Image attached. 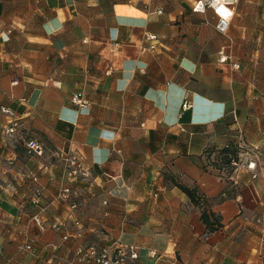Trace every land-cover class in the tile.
I'll list each match as a JSON object with an SVG mask.
<instances>
[{
	"label": "crops",
	"instance_id": "1",
	"mask_svg": "<svg viewBox=\"0 0 264 264\" xmlns=\"http://www.w3.org/2000/svg\"><path fill=\"white\" fill-rule=\"evenodd\" d=\"M195 3L0 0V264H87L78 245L114 242L136 248L133 264H264V0H238L226 34ZM228 145L239 165L221 180L211 165ZM68 151L89 188L66 178Z\"/></svg>",
	"mask_w": 264,
	"mask_h": 264
},
{
	"label": "built area",
	"instance_id": "2",
	"mask_svg": "<svg viewBox=\"0 0 264 264\" xmlns=\"http://www.w3.org/2000/svg\"><path fill=\"white\" fill-rule=\"evenodd\" d=\"M237 2L238 0H196L193 12L204 14L208 10H211L218 19L216 29L220 33L226 34L230 28ZM198 5H202V11L198 10ZM221 8L226 9L227 13L229 14L227 16L222 15L220 12ZM159 13L161 14V12ZM145 39L147 42L150 43L147 50L150 52H155L159 46V37L154 34H147ZM220 61L224 63L227 61V58L222 57ZM71 102L74 106L78 107L79 109H84L88 107V103L82 98L81 94L73 95L71 97ZM190 107L191 104L189 102H185L183 104L184 110H187ZM16 132V125L12 126L7 131L8 135H10L11 137H13ZM27 148L30 150V152L38 156H42L44 153L43 146L39 144L36 140L28 142ZM239 148H241V145H239ZM249 156H255L256 160L248 158ZM246 157L247 170L254 172L257 166L256 154L254 152L248 151L246 153ZM60 158L63 160V168L66 178L70 182L82 184L85 187L89 188L92 184V173L88 168H86L79 155L74 152L68 151L62 154L60 153ZM238 165L239 161H235L233 163L234 167H238ZM211 167L212 169L216 170V173L219 179L221 180H226V178L233 176L235 172L234 170L233 173L228 176V173L224 168H220L215 165H211ZM255 177L256 175H254V178ZM33 180H37V178L34 177ZM79 195V192L73 191L71 187H64L57 196V199L60 202L69 205V207L73 211H77L79 204L75 201V198H77ZM39 197L40 191H37L35 199L32 201L33 204L39 203ZM33 220L40 227L44 225V221L41 215L34 216ZM74 223L77 228V230L75 231V235L77 238H81V223L77 220ZM60 227V224H53V228H55L56 230L60 229ZM66 230L69 231V228L67 226ZM68 239L69 234L63 236V241H67ZM26 249L32 250V246L27 245ZM76 255L78 261L87 264H133L137 259H139V254L136 248L120 245L119 242H114L111 245L106 246L80 244L77 246Z\"/></svg>",
	"mask_w": 264,
	"mask_h": 264
},
{
	"label": "trees",
	"instance_id": "3",
	"mask_svg": "<svg viewBox=\"0 0 264 264\" xmlns=\"http://www.w3.org/2000/svg\"><path fill=\"white\" fill-rule=\"evenodd\" d=\"M235 161H239L237 159L236 150L231 145H228L225 148L220 149L216 152L212 163L215 166L224 168L227 171L228 176H230L234 171L233 163ZM182 190L189 196V198L195 205H199L200 199L194 190H189L183 187H182ZM201 217H202L203 223L207 226L208 230L213 231L214 226H215L213 222L215 221L214 215L208 213L207 210L204 209L202 211Z\"/></svg>",
	"mask_w": 264,
	"mask_h": 264
},
{
	"label": "clouds",
	"instance_id": "4",
	"mask_svg": "<svg viewBox=\"0 0 264 264\" xmlns=\"http://www.w3.org/2000/svg\"><path fill=\"white\" fill-rule=\"evenodd\" d=\"M197 8H198V10H201V11L203 10L202 5H198ZM220 11L222 12L223 11V8H221Z\"/></svg>",
	"mask_w": 264,
	"mask_h": 264
},
{
	"label": "snow or ice",
	"instance_id": "5",
	"mask_svg": "<svg viewBox=\"0 0 264 264\" xmlns=\"http://www.w3.org/2000/svg\"><path fill=\"white\" fill-rule=\"evenodd\" d=\"M221 14L227 16L229 13H227V10L226 9H223V11L221 12Z\"/></svg>",
	"mask_w": 264,
	"mask_h": 264
}]
</instances>
